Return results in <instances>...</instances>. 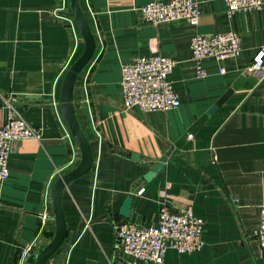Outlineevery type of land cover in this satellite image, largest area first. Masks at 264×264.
I'll return each mask as SVG.
<instances>
[{"label": "crops", "instance_id": "obj_1", "mask_svg": "<svg viewBox=\"0 0 264 264\" xmlns=\"http://www.w3.org/2000/svg\"><path fill=\"white\" fill-rule=\"evenodd\" d=\"M60 1L0 0V127L16 111L42 133L41 140L12 144L10 176L0 184V264H29L25 248L35 243L39 250L52 241V185L81 160L73 137L64 138L58 114L62 79L82 54L84 41L56 16ZM151 1L82 0L97 52L77 80L74 103L94 166L63 193L68 235L47 264L131 260L117 247L116 224L157 225L162 193L170 196L174 210L191 208L205 223L203 249L186 254L170 249L166 264H264L256 239L264 206V74L251 70L264 46V7L228 15L225 0H200L197 27L185 21L153 25L138 10ZM225 32L240 36V55L203 60L200 77L192 38ZM155 54L174 61L170 82L181 106L168 112L126 109L122 66ZM241 75L246 77L242 87L183 148L177 147ZM164 159L163 170L147 181V173ZM128 198L132 210L123 217Z\"/></svg>", "mask_w": 264, "mask_h": 264}, {"label": "built area", "instance_id": "obj_2", "mask_svg": "<svg viewBox=\"0 0 264 264\" xmlns=\"http://www.w3.org/2000/svg\"><path fill=\"white\" fill-rule=\"evenodd\" d=\"M225 3L228 15L264 7V0H225ZM138 10L143 20L153 25L185 21L197 27L202 16L200 0L166 2L154 0L142 5ZM55 12L59 19L67 23L77 40L79 33L76 22L71 16L70 0H61ZM190 49L192 60L198 65V74L204 77L205 71L200 66L203 60L215 59L221 62L238 57L242 51V40L234 32L196 34L191 40ZM174 66L172 59L160 54L137 57L132 62L124 64L121 68L124 107L138 108L143 112H168L178 109L181 102L170 82ZM251 70L264 74V46L255 55ZM221 73H225L224 68L221 69ZM54 105L58 108L56 102ZM58 115L60 124L65 130L64 138L72 139L70 130L67 129V125L65 126L66 123L60 113ZM94 131L98 141H101L102 134L95 126ZM41 138L42 133L38 129L32 127L16 111H10L6 123L0 127V184L10 176L9 158L12 144L23 140H41ZM73 164L74 160H71L68 166ZM143 193L144 189L139 195ZM169 199L167 193H162L157 225L140 226L128 221L116 224L117 247L124 257L131 259L125 260L123 264H166V255L170 249L179 254L194 253L203 249L204 221L196 217L191 208L174 210ZM45 213L42 216L44 221L48 219L47 212ZM256 239L264 257V206L260 210ZM34 244L25 248L24 258L34 251Z\"/></svg>", "mask_w": 264, "mask_h": 264}, {"label": "water", "instance_id": "obj_3", "mask_svg": "<svg viewBox=\"0 0 264 264\" xmlns=\"http://www.w3.org/2000/svg\"><path fill=\"white\" fill-rule=\"evenodd\" d=\"M70 10L71 16L75 20L77 28L84 41V50L76 61L68 68L62 79L60 88V109L62 118L80 150L81 160L77 166L59 176L53 183L51 188V206L56 227L55 236L47 246L39 250H34L31 253L28 259L29 264H47L64 245L68 235V227L62 203L63 193L72 182L88 175L94 166V151L78 121L75 111L74 96L78 78L95 57L97 52V41L92 27L83 11L82 0H70ZM245 80V76H239L220 99L183 134L176 143V146L183 148L188 137L196 135L210 118L232 97V95L242 87ZM29 99H32V97H29ZM132 158L136 161L139 160L136 154H133ZM166 161L167 160L164 159L161 164L149 171L145 177L146 180L151 181L156 177L157 174L163 170ZM132 206L133 200L131 198L126 199L120 212L121 216L129 217Z\"/></svg>", "mask_w": 264, "mask_h": 264}, {"label": "trees", "instance_id": "obj_4", "mask_svg": "<svg viewBox=\"0 0 264 264\" xmlns=\"http://www.w3.org/2000/svg\"><path fill=\"white\" fill-rule=\"evenodd\" d=\"M82 8H83V3H82ZM83 11H84V9H83ZM84 13H85V12H84ZM85 16H86V14H85ZM86 18H87V16H86ZM87 19H88V18H87ZM88 21H89V20H88ZM87 68H88V67H87ZM87 68H86V69H87Z\"/></svg>", "mask_w": 264, "mask_h": 264}, {"label": "rangeland", "instance_id": "obj_5", "mask_svg": "<svg viewBox=\"0 0 264 264\" xmlns=\"http://www.w3.org/2000/svg\"><path fill=\"white\" fill-rule=\"evenodd\" d=\"M77 30H78V28H77ZM78 33H79V37H81L79 30H78Z\"/></svg>", "mask_w": 264, "mask_h": 264}]
</instances>
